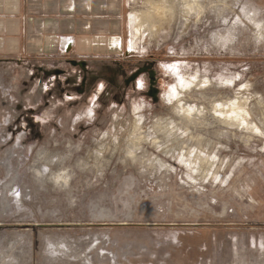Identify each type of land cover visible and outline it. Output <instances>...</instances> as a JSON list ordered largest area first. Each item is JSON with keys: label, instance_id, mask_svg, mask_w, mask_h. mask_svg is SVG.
<instances>
[{"label": "rangeland", "instance_id": "obj_1", "mask_svg": "<svg viewBox=\"0 0 264 264\" xmlns=\"http://www.w3.org/2000/svg\"><path fill=\"white\" fill-rule=\"evenodd\" d=\"M125 6L129 55L0 63V264H264V0Z\"/></svg>", "mask_w": 264, "mask_h": 264}, {"label": "crops", "instance_id": "obj_2", "mask_svg": "<svg viewBox=\"0 0 264 264\" xmlns=\"http://www.w3.org/2000/svg\"><path fill=\"white\" fill-rule=\"evenodd\" d=\"M125 18V0H0V63L17 58L57 71L129 55Z\"/></svg>", "mask_w": 264, "mask_h": 264}, {"label": "flooded vegetation", "instance_id": "obj_3", "mask_svg": "<svg viewBox=\"0 0 264 264\" xmlns=\"http://www.w3.org/2000/svg\"><path fill=\"white\" fill-rule=\"evenodd\" d=\"M80 62H72V64L76 67L82 68L80 65H78ZM87 66V64H86ZM86 66L84 67L86 70ZM133 66H136L132 71L128 74L127 71L129 68H126L127 65L122 63V62H117L114 61V66H113V73L116 76H121L125 77V85L129 86L131 84H136L139 81H143L144 77H147V84L143 82L142 85H147V89L142 92V95L144 98L149 99L153 103H157L160 101L161 98V90L159 87V80L157 76V71H156V61L154 60H139ZM83 69V68H82ZM82 91V90H81Z\"/></svg>", "mask_w": 264, "mask_h": 264}, {"label": "bare ground", "instance_id": "obj_4", "mask_svg": "<svg viewBox=\"0 0 264 264\" xmlns=\"http://www.w3.org/2000/svg\"><path fill=\"white\" fill-rule=\"evenodd\" d=\"M154 5H156V4H154ZM163 11L164 10H162V8H157V11H156V13L154 15H157V17L160 16V15H163ZM127 47H128V52H132L134 50V48H135L133 43H131L130 46L127 45ZM198 80L199 79H196V78H194L192 80L184 79V80L180 81V85H181L182 88L188 89V88L193 87V86H203V85L207 84V81H203V82L199 83ZM177 90H178V87H177ZM172 96L177 98V95H175V94H171L170 97H172ZM243 106H242V104L239 101H237L236 103H232L228 107H224L223 105H218L217 108L215 107V109H216L215 112H217L218 114H221V115H223V116H225V117H227L229 119L238 121V122H240L243 125H248L247 113H246V111H245ZM180 110H182L181 112L188 113L189 117H190V114L193 113V109L191 107H185L183 105H181Z\"/></svg>", "mask_w": 264, "mask_h": 264}, {"label": "built area", "instance_id": "obj_5", "mask_svg": "<svg viewBox=\"0 0 264 264\" xmlns=\"http://www.w3.org/2000/svg\"><path fill=\"white\" fill-rule=\"evenodd\" d=\"M63 45V48L64 49H67V47H68V45H69V41H67V42H65V43H63L62 44ZM10 122H8V124L6 125V127H8V126H10ZM8 135V140L10 141L11 140V137H12V135H11V133L10 134H7Z\"/></svg>", "mask_w": 264, "mask_h": 264}, {"label": "water", "instance_id": "obj_6", "mask_svg": "<svg viewBox=\"0 0 264 264\" xmlns=\"http://www.w3.org/2000/svg\"><path fill=\"white\" fill-rule=\"evenodd\" d=\"M78 65H80L83 69H85L84 67L86 66V63L85 62H80V63H78ZM56 73L58 74L59 72H56Z\"/></svg>", "mask_w": 264, "mask_h": 264}]
</instances>
